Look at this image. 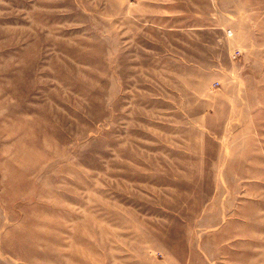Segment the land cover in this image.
Segmentation results:
<instances>
[{
	"label": "rangeland",
	"instance_id": "1",
	"mask_svg": "<svg viewBox=\"0 0 264 264\" xmlns=\"http://www.w3.org/2000/svg\"><path fill=\"white\" fill-rule=\"evenodd\" d=\"M0 264H264V0H0Z\"/></svg>",
	"mask_w": 264,
	"mask_h": 264
}]
</instances>
